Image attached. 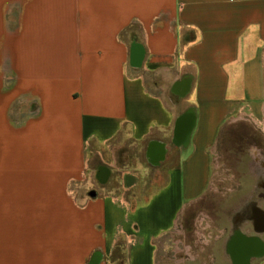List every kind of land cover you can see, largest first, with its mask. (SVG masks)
I'll use <instances>...</instances> for the list:
<instances>
[{
  "label": "crops",
  "instance_id": "obj_1",
  "mask_svg": "<svg viewBox=\"0 0 264 264\" xmlns=\"http://www.w3.org/2000/svg\"><path fill=\"white\" fill-rule=\"evenodd\" d=\"M263 92L264 0H0V264H264L178 226Z\"/></svg>",
  "mask_w": 264,
  "mask_h": 264
},
{
  "label": "rangeland",
  "instance_id": "obj_2",
  "mask_svg": "<svg viewBox=\"0 0 264 264\" xmlns=\"http://www.w3.org/2000/svg\"><path fill=\"white\" fill-rule=\"evenodd\" d=\"M255 91L256 88L252 96L261 94L260 91L257 93ZM229 96L231 98V94ZM241 99L244 100V97H241ZM252 117L260 119L259 115ZM234 119H237V117H231L224 122L216 144L212 149V187L210 192L202 201L180 215L179 223L186 222L184 225L185 240L189 244L194 242L193 236H191L193 231L199 227H204L195 225L198 214L208 216L213 221V232L214 227L217 228L220 224H224L226 218L227 230L229 231L231 229L229 220L232 217L229 216L228 211L238 212L240 208L247 206L248 196L254 190L255 177L249 172L253 171L250 168L254 167L256 163H259V161L264 162L263 127L261 123L256 124L251 118L241 121H234ZM254 148L259 151L261 159H255ZM251 155H253V158H251ZM234 190L236 192H233ZM259 204L263 209L264 203L259 202ZM241 227L252 234L249 224H244ZM192 251L196 252L193 247Z\"/></svg>",
  "mask_w": 264,
  "mask_h": 264
},
{
  "label": "flooded vegetation",
  "instance_id": "obj_3",
  "mask_svg": "<svg viewBox=\"0 0 264 264\" xmlns=\"http://www.w3.org/2000/svg\"><path fill=\"white\" fill-rule=\"evenodd\" d=\"M251 158H253V155H251ZM262 159H263V157H262ZM250 166H251V164H250ZM249 173L253 177H255L254 178L255 184H254V190H252V192H251L252 194L250 196H248L247 205L248 204L249 205H248L246 211L243 213L241 208H240V211H238V212L233 211V210H229L228 211V213H230L229 216L232 217L229 220V223L231 224V229H234L235 232H237V233L240 232V230L242 229L241 226L244 225V224H246V225L249 224L251 229H254L255 228L254 225L249 220H251L253 217H255L256 219H259V217H260V213L259 212L256 213V211H258V210H256V205H257V201L260 199V197L262 198V196H260V195H263V197H264V188H263L264 180H263V183L260 182L262 180L263 176H262L261 173H258V171H254V168H253V171H250ZM261 183H262V186L260 187ZM233 192H236V190H234ZM231 213H233V214H231ZM225 216H226V214H225ZM196 217L197 218H196L195 225L196 224L198 226L202 225V226H204V228L206 230L209 229L210 231H212V225L214 223L208 216H203L202 214H198ZM178 222H179V219H178ZM185 224H186V222H182V224L179 223V225H178L184 233H185V230H184V225ZM214 229H216V227H214ZM237 233H235V235ZM185 238L186 237H185V234H184L182 239H180V246H181L182 249H184V244L186 242ZM184 256L187 257V255H183V257Z\"/></svg>",
  "mask_w": 264,
  "mask_h": 264
},
{
  "label": "bare ground",
  "instance_id": "obj_4",
  "mask_svg": "<svg viewBox=\"0 0 264 264\" xmlns=\"http://www.w3.org/2000/svg\"><path fill=\"white\" fill-rule=\"evenodd\" d=\"M256 213H258V211H256ZM248 242L249 240L248 241L243 240V242H241V240H237V241L234 240L230 243L229 249L233 264H248L251 258L259 257L261 255V254L257 255L256 253H253L252 248H250V243Z\"/></svg>",
  "mask_w": 264,
  "mask_h": 264
}]
</instances>
